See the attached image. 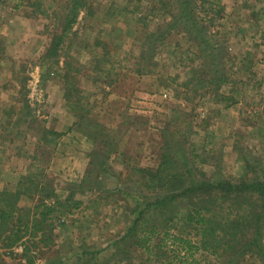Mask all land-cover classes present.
Listing matches in <instances>:
<instances>
[{"label": "rangeland", "instance_id": "obj_1", "mask_svg": "<svg viewBox=\"0 0 264 264\" xmlns=\"http://www.w3.org/2000/svg\"><path fill=\"white\" fill-rule=\"evenodd\" d=\"M28 1L33 0H0V189H14L22 175L37 172L40 187L52 184L60 199L74 192L72 204L78 203L71 214L65 208L53 213L54 244L31 247L35 264H159L146 260L137 237L114 244L136 209L163 194L141 184L133 167L155 169L168 146L192 178L264 177V0H213L222 9L211 32L217 49L196 59L217 68L212 82L219 74L226 81L217 91L207 84L209 89L193 93L182 85L190 76L191 35L176 32L164 45L152 39L155 74L135 72L146 30H167V9L180 1L87 0L53 69L43 55L54 33L62 31L59 17L69 0H40V9ZM155 6L158 16L151 12ZM97 42L108 44L112 65ZM203 47L192 50L199 57ZM101 65L105 72L96 70ZM64 67L73 69L90 116L106 126L115 153L107 154L80 132H68L78 118L67 107L65 80L54 73H64ZM108 68L114 69L107 73ZM25 99L32 112L28 118L22 114L28 110ZM45 130L68 133L55 139ZM45 140L59 142L53 147ZM166 217L153 209L146 218L161 226ZM23 248L17 247L14 257L0 255V264H25ZM195 257L218 264L205 253ZM253 260L243 264H262Z\"/></svg>", "mask_w": 264, "mask_h": 264}, {"label": "trees", "instance_id": "obj_2", "mask_svg": "<svg viewBox=\"0 0 264 264\" xmlns=\"http://www.w3.org/2000/svg\"><path fill=\"white\" fill-rule=\"evenodd\" d=\"M176 1H180L177 3L178 6L172 2L167 9L170 19L167 21V30L162 32H147L148 29L146 30V39L141 42L138 68L135 72L140 76L155 74L156 70L150 68L152 55L149 58L151 50L149 46L153 42L152 39L164 45L167 37L176 32L184 33L191 35L195 46H190L186 50L188 52L185 51L193 56L189 58L187 66V73L190 76L182 85L192 93L209 89L207 84L213 85L217 91L222 80L226 81V75L219 74L218 78H214L213 83L212 74L218 72L217 68L208 64H200L196 58L203 57L208 51H216L215 44L218 42H214L215 35L211 32H214L213 29L219 25L218 20L222 17V9L216 6L213 0ZM85 2L87 0H69L66 3L64 8L67 12L59 17V19L62 18L60 22L62 31L54 33L43 55L44 61H52L51 69L60 63L58 57L67 35L77 23L79 9ZM27 4L37 5L39 9L42 5L40 0L28 1ZM193 4L195 9H201L206 16L197 15L196 10L190 11ZM158 9L160 12V6H155L154 13L153 10L151 11L152 14L158 16ZM144 19L141 16L138 20L144 21ZM200 45H205V47L202 48L198 57L192 49ZM96 46L102 47L103 60L112 65L111 59L107 58L111 55L108 44L97 42ZM160 49L159 46L156 50ZM211 55L214 53L211 52ZM179 58L182 63L183 57ZM113 69L108 68L106 72L110 73ZM64 70V73L56 71L54 73L65 80L67 107L78 118L68 132L74 130L80 132L95 144L99 142L107 154L115 153L117 145L109 142L110 135L106 126L90 116L91 111L87 109L78 82L72 75L73 69L64 67ZM96 70L105 72L102 65ZM161 79L165 80V78ZM112 81L110 83L114 82ZM230 98H234V95ZM23 104L28 109L24 110L26 113H22L24 117L32 116L28 100L25 99ZM19 122L20 119L17 120L16 125ZM68 132L45 130L47 135L51 134L55 139L62 138ZM45 133L43 137L46 136ZM45 141L53 147L59 142V140ZM168 145L170 143H167ZM176 160L168 146L163 150L155 169L133 167L135 174L138 176L140 174L138 180L141 184L146 188L159 190L163 194L136 209L137 214L126 228L122 238L114 245L126 243L137 237L139 242L136 241L135 244L148 252L146 260L155 259L159 264H203L195 257V253L200 252L214 256L218 264H243L249 262L250 259L264 264V177L236 179L229 176L218 178L193 176L192 178L189 174L190 170L187 168L181 170ZM39 175L41 174L37 172H32L29 176L24 174L19 178L14 189L8 187L0 189V255L14 257L19 254L15 249L24 246L21 258L25 259V264H35L34 254H31L32 246L37 247L38 243L43 246L54 244L55 225L51 217L53 213L59 208H65V213L71 214L73 208L78 206L77 202L72 204L74 192L60 199L51 183L48 188L40 187ZM53 197L54 202L48 203L47 201ZM153 209L159 211L164 217L167 215L165 224L160 226L146 218ZM191 234L197 237L196 241L191 239ZM28 241H31V245L27 243ZM165 253L167 260L164 259Z\"/></svg>", "mask_w": 264, "mask_h": 264}]
</instances>
